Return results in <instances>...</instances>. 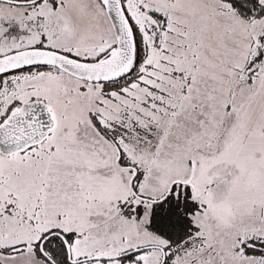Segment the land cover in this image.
<instances>
[{
  "label": "snow or ice",
  "instance_id": "6c2138e0",
  "mask_svg": "<svg viewBox=\"0 0 264 264\" xmlns=\"http://www.w3.org/2000/svg\"><path fill=\"white\" fill-rule=\"evenodd\" d=\"M0 264H264V0H0Z\"/></svg>",
  "mask_w": 264,
  "mask_h": 264
}]
</instances>
